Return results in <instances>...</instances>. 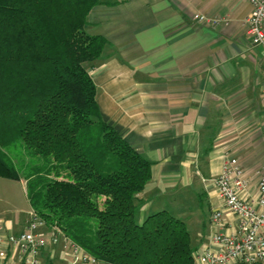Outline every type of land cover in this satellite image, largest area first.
<instances>
[{"label": "crops", "instance_id": "crops-1", "mask_svg": "<svg viewBox=\"0 0 264 264\" xmlns=\"http://www.w3.org/2000/svg\"><path fill=\"white\" fill-rule=\"evenodd\" d=\"M251 9L246 0H102L87 15L86 31L108 41L88 64L101 118L151 162L136 218L168 204L206 205L198 232L204 242L196 247L191 241L193 251L207 246L217 228L211 217L222 204L213 178L225 155L238 158L248 179L241 197L257 193L256 171L264 163V44L253 45L245 32ZM28 209L25 181L0 176L4 236L24 229ZM6 246L12 264H20L19 248ZM39 258L40 264H67L70 247L48 243Z\"/></svg>", "mask_w": 264, "mask_h": 264}, {"label": "trees", "instance_id": "trees-1", "mask_svg": "<svg viewBox=\"0 0 264 264\" xmlns=\"http://www.w3.org/2000/svg\"><path fill=\"white\" fill-rule=\"evenodd\" d=\"M101 1L0 0V176L23 179L38 217L97 261L191 264L181 218H136L151 162L101 118L88 64L108 41L85 29Z\"/></svg>", "mask_w": 264, "mask_h": 264}, {"label": "built area", "instance_id": "built-area-1", "mask_svg": "<svg viewBox=\"0 0 264 264\" xmlns=\"http://www.w3.org/2000/svg\"><path fill=\"white\" fill-rule=\"evenodd\" d=\"M246 1L252 9L243 21L245 32L253 45L264 44V0ZM196 17L200 21H218L204 15ZM261 101L264 108V85ZM256 174V197L246 200L240 195L248 185L241 163L234 156H224L221 172L213 178L216 194L222 204L211 217L217 228L210 235L207 246L193 251L191 264H264V163ZM229 216L234 219L230 220ZM2 227L0 219V264H12L7 254L8 244L19 248L20 264H40L41 250L48 243L56 244L59 240L66 242L70 247V259L67 264L97 262V259L81 246L70 242L54 227H48L32 208L21 232L4 236ZM43 228H47L48 233L44 232Z\"/></svg>", "mask_w": 264, "mask_h": 264}, {"label": "rangeland", "instance_id": "rangeland-1", "mask_svg": "<svg viewBox=\"0 0 264 264\" xmlns=\"http://www.w3.org/2000/svg\"><path fill=\"white\" fill-rule=\"evenodd\" d=\"M5 149L6 152L12 154L11 156L19 153L21 150L20 141L16 133L13 134L10 144L6 146ZM29 190L32 191L33 189L30 187ZM196 203L197 202L194 200L188 201L186 202V205H178V207H173V205L168 204L167 207L165 206V209L169 210L173 215L186 222L187 228L190 231V239L193 241V244L198 247L202 242H204V239L198 236V232L202 231V222H204L207 218L209 210L206 205L201 204L200 207L197 206Z\"/></svg>", "mask_w": 264, "mask_h": 264}]
</instances>
